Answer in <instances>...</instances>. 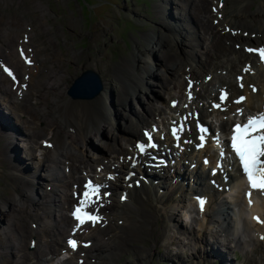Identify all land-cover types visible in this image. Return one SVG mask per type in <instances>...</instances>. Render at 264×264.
<instances>
[{
	"label": "bare ground",
	"instance_id": "6f19581e",
	"mask_svg": "<svg viewBox=\"0 0 264 264\" xmlns=\"http://www.w3.org/2000/svg\"><path fill=\"white\" fill-rule=\"evenodd\" d=\"M11 1L16 4L9 13L12 18L0 26V131L3 132L0 137V167L10 166L15 177L10 178L14 182L13 191L9 190L10 196L0 198V257L14 254L15 262L11 264H16L18 258L31 260V264L34 260L38 262L35 264H76L75 259L84 264L88 258H93L95 252L112 261L128 247L138 262L156 252L171 264H196L198 258L233 264L232 260L238 259L240 252L247 255V264L254 261L264 264V239H261L264 237V195L249 188L239 160L230 147L235 124L243 125L249 117L264 114V61L263 67L256 70L257 62L248 64L243 78H239L241 81L229 77V74L217 73L222 58L227 66H236L232 72V67L229 68L230 73L240 64L242 69L243 62L249 60L242 52L251 45L233 44L234 40L244 39V35H234L226 28L235 30L244 25L258 33L256 38L248 34L245 39H264V0H230V5H227L228 0H123V5L120 0H114L116 9L120 12L123 9L127 14L124 20L136 23L144 18L152 25L155 33L144 34L147 47L144 49L138 40L134 41L137 50L132 53L133 59L128 60L126 68L119 65L123 62L114 67L100 63V60L99 68L78 64L77 68L81 70L66 80L62 70L56 69L57 65L40 64L41 60L37 59L32 48V40L39 35L28 20L31 13L26 2L35 5L37 0ZM98 1L93 0V3ZM208 3H211L209 9ZM101 7L84 4L85 12L81 15L83 25L95 31L93 36H87L93 53L109 48L94 49L101 26L107 27L108 34L104 40L111 42L114 49L120 43L128 44L126 36L121 37L125 34L114 32L117 28L113 27L119 20L114 9H110L109 2L104 10L107 13L97 14ZM221 10L244 18L239 20L241 25H228L231 21ZM211 13L216 16L210 21ZM51 18L49 13L43 12L47 24ZM14 21L19 24H13ZM222 23L225 30L218 33ZM15 31L20 33V38L17 39ZM4 32L8 35L3 36ZM208 32H212V36L206 38ZM79 44L82 54L88 45H81V41ZM161 45L164 46L163 55H179L184 60L196 56L199 47L202 60L195 69L186 63L185 71L180 70L178 74L175 65H183L182 61L163 65L160 71L150 68L144 71L145 63L154 67L163 63L155 53L156 47ZM25 57L32 63H27ZM257 59L260 62L259 57ZM71 63L74 64L73 61ZM166 63L169 64L168 59ZM4 67L12 71L15 80L3 71ZM103 68L110 73L108 80L103 76ZM197 68L207 71L203 80L199 79L200 72L198 75L195 73ZM38 70L43 71L39 84L52 72L51 88L56 83L62 86L65 97L56 102L63 105V111L37 112L22 101L28 96L24 84L32 78L37 79ZM213 72L216 73L213 75ZM170 79L176 83L180 80L172 87L177 90L171 93L172 97L166 98V107H156L152 95H161L156 88L169 90L172 85ZM18 82L20 87L16 85ZM183 82L185 84L181 88ZM255 86L256 92L253 91ZM258 86H263V89L258 90ZM224 92H227V100L221 101L219 97ZM51 94V101H54L60 92L51 91ZM241 96L246 100L235 103ZM127 99L126 108L124 101ZM217 103L222 107L214 108ZM117 106L122 122L129 124L127 133L121 129L112 132L107 137L111 143L102 144L99 135L103 127L98 118H106L110 122L117 120L121 127L119 117H114ZM77 117L85 126L80 127ZM181 125L184 130L179 132L177 139L172 135V129ZM201 128H206L207 132L201 133ZM139 131L140 135H137ZM65 132H74L75 136L65 135ZM146 133L151 134V142L157 146L148 147L142 153L137 145L149 143ZM201 135L205 137L204 141L200 140ZM25 160L30 163L22 168ZM52 163L55 164L50 165ZM56 170L61 172V176L55 173ZM80 172L82 174L79 175ZM88 180L101 185V199L98 209L93 205L87 211H98L103 220L94 226L86 223L77 227L72 213L82 199ZM60 182L66 186L62 195L68 213L60 214L59 219L58 209L47 210L46 204L53 203L61 210L65 209L59 190L53 196L50 194ZM236 187L240 188L243 197L242 211L232 207V204H237V200L230 196ZM188 193L192 194L191 197ZM200 200L205 201L203 210ZM180 209L191 215L192 223L175 228ZM113 210L122 221L110 231L116 238L101 246L98 235L107 227L117 225ZM26 217L36 223L34 228L21 225ZM35 217L41 222L52 217L51 227L36 222ZM38 226L40 230H37ZM97 228L101 230L94 232ZM125 228L130 229L128 234L134 244L120 237V234L127 233ZM11 232L16 234L15 240L28 239L30 234L39 235L41 232L47 233L50 239L40 240L42 248L26 251L27 255L23 257L16 253L18 245L11 241ZM70 239L78 242L77 249L69 247ZM231 242L234 243L232 246ZM29 243L31 248H36L35 238ZM43 251H46L44 256ZM98 259L95 258L92 264L100 263L99 256ZM126 262L136 264L129 259Z\"/></svg>",
	"mask_w": 264,
	"mask_h": 264
},
{
	"label": "rangeland",
	"instance_id": "374dc122",
	"mask_svg": "<svg viewBox=\"0 0 264 264\" xmlns=\"http://www.w3.org/2000/svg\"><path fill=\"white\" fill-rule=\"evenodd\" d=\"M108 2L111 6L110 9L111 8L114 9V14L117 16V18L119 20L117 25L114 26L115 28L113 27V29L117 28V30H115L114 32H115V34H118V35H119V33L125 34V35H121V37L126 36L128 44L127 43L126 44L120 43L117 46V48L114 49L113 44L111 42H109V41L105 42V40H104L107 38V34H108L107 33V30H108L107 27L101 26L102 31H100L98 33V40H97V43H95L94 49H97L99 47H105V46H106L105 48H108V47L109 48L103 52L94 51V53H93V51L91 49V44H90L87 36H93L95 31L93 28L87 29L83 25V20L81 18V15L84 14V12H85L84 4H86V5L92 4V7L101 5L102 6L101 9H99L98 13H97V14H99V13L105 12L104 10H106V4ZM120 2H121V5H123V0H120ZM40 3H43V4L40 5ZM229 3H230V0H228L227 5H230ZM26 4H27V6L30 10V13H31V18H28V20L31 21V25L33 27V30L37 32V35H39L37 39L32 40V42H33L32 48H33L34 52L37 54V59L41 60L40 64L47 65V64L53 63L54 65H57L56 69L62 70V76H63L64 80L70 79L72 75L76 74L77 72H79L81 70V68H79V69L77 68L78 64L81 67L99 68V60H100L101 61L100 63H106L107 65L114 66V67L117 64H119V62H123V64H119V65L121 66V68H126V66L128 65V60L130 59L132 61V59H133L132 53L137 50V47L135 46L134 41L138 40L139 43L142 44L144 46V49H145L147 47V41L144 37V34L146 32L155 33V30L153 29L152 25L144 18L139 20L136 23L124 20V18H127V14L125 13V11L123 9H121V12L116 9V7L114 5V0H99L98 3H93V0H37L35 5H31V4H29V2H26ZM15 5L16 4L14 2H12L11 0H0V26H1V24H4V22L10 21V19L12 18V15H10L9 13H10V10H12V8L15 7ZM5 6H7V7H5ZM207 7H208V9L211 8V3H208ZM4 8H5V10H4ZM110 9L108 10V13H109ZM3 10L5 11V13L3 12ZM43 12H47L51 15L52 18L50 19V24H47L48 20L46 21L45 19H43ZM131 12H130V14H131ZM13 13H14V10H13ZM105 13H107V12H105ZM209 13H210V10H209ZM221 13H223L225 17H228L227 18L228 20L230 19L229 21H231V23L229 22L230 24H228V25H230L231 27L240 26L241 21H239V20L244 19V18H239V16H237V15H232L226 11L221 10ZM86 15L88 17V10H86ZM215 16H216L215 13H211L209 20L211 21V19H213ZM14 17H17V16H14ZM108 17L111 18L110 15H108ZM235 20L238 22H236ZM88 21H89V19H88ZM247 21L252 22V20H250V19L249 20L247 19ZM65 22H67V23L65 24ZM232 22H233V24H232ZM225 23H227V22H225ZM13 24L18 25L19 23L14 21ZM223 27L224 26L222 23L221 26L217 29V31L219 30L218 33H221V29H223ZM228 29H230V30H228ZM234 29L235 30H231V28L228 27V28H226V31L231 32L234 35H236V34L239 35V33L241 36L244 35L243 36L244 39L242 38V39H238L237 41L236 40L233 41V44L235 43L234 46L236 44H242V46H245L247 44L251 45L249 48L243 50L244 52H242L244 54V57L245 58L247 57V59H249V60H245L243 62L242 67H241L242 69H240V66H241V64H240V66L237 67V70L233 71V73H230L229 68L232 66L231 65L227 66L226 60L224 58H222L221 59V66L218 67L219 69H217V73L221 74V75H228L229 74V77L233 76L234 79H239V78L241 79V78H243V75H244V68H246V66L248 64H251L253 61L255 63L256 62L258 63V64L256 63L257 67H254L255 70L257 68L263 67L262 61L260 60V58H259L260 62L257 59V57H259L258 54L250 53L247 50L248 49H255L258 47L264 48V39H255V40L245 39L251 35H253L256 38L258 33L254 32V31L252 32V30H249L248 27H246L244 25L241 27L234 28ZM223 30H225V29H223ZM15 33L17 34V39L20 38V33L18 31H15ZM207 34H209V35H207ZM248 34H249V36H248ZM210 35L212 36V32H208L205 34L206 38L209 37ZM101 38H103V39H101ZM80 41H81V45H88L87 48L82 50L83 51L82 54L79 52L81 50L79 47ZM208 43H209V41H208ZM163 48H164V46H162V45L158 46V47H156V51H155L157 57L161 58L163 60V63L158 64L156 67H154L153 65H150L148 63H145L144 71L147 68L160 71L161 67L163 65H165V66L170 65V64L175 65V61H182L183 65H181V66H179L178 64L175 65V67H178V69L176 71V74H178V72H180V70H181V72L185 71V68L187 65L186 63L189 62L190 63L189 67L195 69L196 64H198L200 62V60H202L201 59V56H202L201 55V49L199 47L196 49L198 52L196 56H191L190 58L185 59V60L179 55H175L172 57H168L166 55H163L162 54ZM236 49H238V48L236 47ZM166 59L169 60V64L166 63ZM151 60H153L152 57H151ZM71 61H73L74 64H72ZM243 66H245V67H243ZM259 66H261V67H259ZM232 68H231V72H232V70H234L236 68V66H233ZM17 69H19V67H17ZM263 69H264V67H263ZM228 70H229V73H228ZM198 72L201 73L199 79L203 80V76L205 75V73H207V71H203V69L197 68L195 70V73L198 75ZM220 72H222V73H220ZM42 73H43V71L38 70L37 75L39 77L37 79L32 78L31 80H29L27 83L24 84L23 88L25 90H27L28 96H27V99L23 98L22 101H24L27 106H29L30 108L34 109L37 112H39V111H49V112L63 111V105L61 103L56 102L57 100L65 97V94L63 92L64 90L62 89V86H59L56 83V84H54L53 88H51V86H50L51 83L49 80L53 76L52 72L49 74V76H46V78H44L42 83L39 84L38 80L42 79L41 78ZM102 73H103V76L105 77V80H108L110 78V73L108 72L107 69L103 68ZM115 73L119 74V71L115 70ZM168 73H169V75L172 76V72L170 70H168ZM215 73L216 72H213V75ZM157 77H160V75H158ZM147 78L154 80L155 77H147ZM240 79H239V81H241ZM162 81H163V79L161 80V83H162ZM169 81L172 82V85L170 86L169 90L164 89L163 87L156 88V91L161 92V95H159V96L158 95L156 96L155 94L152 95V99L154 100L156 107H166L167 101H168V100H166V98L172 97L171 93H175V91L177 90V89H172V87H175L174 85L179 83L180 80L177 83L175 81H173L172 79H170ZM213 81H214V79H212V82ZM146 84L151 85L149 82H146ZM184 84L185 83L183 82L181 88H183ZM218 84H220V83H218ZM16 85L20 87L19 82L16 83ZM256 88H257V86H255V89ZM259 89H263V86H258V90ZM51 91L60 92V94L58 96H56L54 101H51V99H52ZM147 94L149 96V93H147ZM141 96H142V94H141ZM145 97L147 98L146 95H145ZM124 102H125V107L127 108L129 99L125 100ZM80 103L84 104L85 102H80ZM145 106H146V104H145ZM45 107H47V110H45ZM117 108H118L117 113H115L114 117H119L121 127L119 126L117 120H115V122H113V121L110 122L106 118H98L99 121L101 122L102 127H103V129H101V133L99 135V138L101 139L102 144H110L111 143L107 139V137L112 132H117L121 129L123 132L127 133L126 130L129 126V124H125L122 122V120L119 116L120 115L119 106H117ZM61 115H59V117ZM54 121H58V119H54ZM77 123L80 125V127L85 126L82 119H79L78 117H77ZM142 129H143V127H142ZM141 131L137 132V135H140ZM2 134H3V132L0 131V137ZM156 134H158V133L156 132ZM65 135H68L70 137H74L75 133L74 132H65ZM57 136H59V135H57ZM60 137H62V136H60ZM90 141H91V139H89V142ZM107 152H108V149H107ZM26 163H30V161L25 160V162L22 164V168L24 166H26ZM54 164L55 163H52L50 165H54ZM91 165H93V164H91ZM11 172H12V169L10 166L4 167V168L0 167V186H1L0 198L9 197L10 196L9 190L13 191L14 182H12V180L10 178L15 177V176ZM55 173L57 175L61 176V172L59 170H56ZM78 174L80 175V174H82V172H80ZM65 189H66L65 184L63 182H60L50 192V194L53 196V195H55V192L57 190H59V192H58L59 198H61L63 200V203L65 205L64 210H61L60 207L54 206L53 203L48 202L46 204L47 210L53 211L55 209H58L57 213H58L59 219L61 218L60 214L68 213L67 203H65L64 196L62 195V191H64ZM41 190L44 191L43 187H41ZM68 191L71 194L70 188H68ZM187 195H188V197H191L192 194L188 193ZM230 196L234 197L237 200V204H232V207H234L235 210L242 211L243 207H244V203H243L242 194L240 192V188L236 187ZM213 205H214V203H213ZM113 213L116 216L117 225L111 226L109 228L107 227V230H105L104 232H101L98 235L97 240L101 246H102V244L104 245L105 242L116 238L115 233L110 232V231L112 229H115L118 225H120L119 223L122 220L121 219L118 220L119 217H118L115 210H113ZM180 214L177 215V219L175 220L177 222L175 224V226H176L175 228H177L178 225H182V224H183V227L186 225H191V223H192L191 215L185 209H180ZM13 219L14 218L12 217L11 222L13 221ZM248 220L249 221L251 220L250 217ZM35 221L41 222L36 217H35ZM41 223L47 225L48 227H51L52 217L45 219V221L41 222ZM26 224L29 225L31 228H34V225H36V223L29 221L27 217H26V221L24 223H22L21 225H26ZM193 225H195L198 228V225L195 222H193ZM12 228H14V227H12ZM40 229H41V227L38 226L37 230H40ZM100 230H101L100 228H97L96 230H94V232L100 231ZM125 231L127 233L120 234V237L123 238L124 240H128L130 242V244H134L135 241L133 240L132 236L128 234L130 229L125 228ZM252 233H255V232L252 231ZM256 234H257V232H256ZM9 236H10L11 241H13L14 243H16L18 245V250L16 251V253L19 256H23V257H25L27 255L26 251L34 252V251L42 248L40 240L47 241L50 239V237L45 232H41V234L33 235V236L30 234L28 239H23V240L19 239V238L17 240H15L16 234L13 232H11ZM209 237H210V234H209ZM32 238H35L37 241L36 248H31V246H30L29 242H30V239H32ZM182 238H183V240H185L184 235L182 236ZM233 244L234 243L231 242L230 246H232ZM93 248L94 247H90V249H93ZM193 248H194V246H193ZM45 252L46 251L42 252V256L45 255ZM89 252L90 251H88V253ZM98 256L100 257L101 262L95 263V264H103V262L109 263V264H127L126 259H129L130 261H134L136 264H142L145 262H148L149 264H171L168 259L160 256L156 252H152L151 256H149L147 259H144V260L138 262L136 259V256L131 253V250L128 247L126 248L125 251L120 252V257L116 256L115 258L112 259V261H107L106 259H104V255H99L95 252V255L93 256V258H88V256H87L88 259L85 261L84 264H92L93 260L95 258H97V260H99ZM233 256H234V254H233ZM247 260L248 259H247L246 254L244 255V254H241L240 252H238V259H233L232 263L233 264H247ZM14 262H15V257H14V254H12V253H10L6 256L0 257V264H11ZM74 262L76 264H79L78 261H76V259L74 260ZM35 263H38V262H36L34 260V264ZM205 263H207V264H221V263H219V261L215 262V261H210V260H204L201 258H198L196 260V264H205ZM16 264H31V260H26L25 258H18ZM192 264H194V263H192ZM251 264H257V263L254 261Z\"/></svg>",
	"mask_w": 264,
	"mask_h": 264
},
{
	"label": "snow or ice",
	"instance_id": "6c2138e0",
	"mask_svg": "<svg viewBox=\"0 0 264 264\" xmlns=\"http://www.w3.org/2000/svg\"><path fill=\"white\" fill-rule=\"evenodd\" d=\"M247 51L258 54L260 60L264 61V48L248 49ZM21 55H24L23 51H21ZM25 59L27 63H32V61L27 57H25ZM3 71H5L14 80L16 79L12 71L7 67H4ZM245 71H248V69H245ZM240 86L243 87V84ZM253 91L257 90L253 88ZM219 99L221 101L227 100V92L222 93ZM245 100L246 98L241 96L239 100L235 101V103L239 104ZM213 107L219 109L222 105L217 103L214 104ZM183 130V125L179 128L174 127L172 129V135L179 139V132ZM200 132L206 133L207 129L201 128ZM146 136L148 137L149 143H140L137 145V148L142 153L148 147L155 148L157 146L155 143L151 142L152 137L150 133H146ZM204 139L205 137L201 135L200 140L204 141ZM47 146L51 147V145ZM201 146L203 145L201 144ZM230 147L239 160L243 174L247 178L249 188L251 190H257L264 195V114L249 117L247 122L243 125L239 123L235 124L233 134L231 136ZM223 155L224 154L221 153V156ZM84 189L82 199L72 213L75 221H77V227H81L86 223H91V225L94 226L103 220V218L98 214V211H87V209L93 205L96 206V209L100 207L99 201L101 199V185L94 184L91 180H88L84 185ZM248 196L249 203L251 204V191H249ZM199 203L201 210H203L205 201L200 200ZM256 219L259 221L258 217ZM261 239H264V237H261ZM68 245L70 248L75 250L78 247V242L74 239H70L68 240Z\"/></svg>",
	"mask_w": 264,
	"mask_h": 264
},
{
	"label": "flooded vegetation",
	"instance_id": "af4514ba",
	"mask_svg": "<svg viewBox=\"0 0 264 264\" xmlns=\"http://www.w3.org/2000/svg\"><path fill=\"white\" fill-rule=\"evenodd\" d=\"M6 35H8V32H4V33H3V36H6Z\"/></svg>",
	"mask_w": 264,
	"mask_h": 264
},
{
	"label": "trees",
	"instance_id": "16d2710c",
	"mask_svg": "<svg viewBox=\"0 0 264 264\" xmlns=\"http://www.w3.org/2000/svg\"><path fill=\"white\" fill-rule=\"evenodd\" d=\"M88 10V9H87Z\"/></svg>",
	"mask_w": 264,
	"mask_h": 264
}]
</instances>
